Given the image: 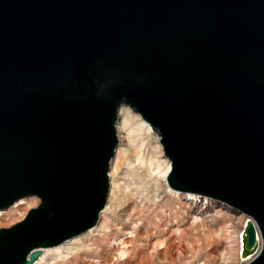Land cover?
I'll list each match as a JSON object with an SVG mask.
<instances>
[{"label": "water", "instance_id": "95a60500", "mask_svg": "<svg viewBox=\"0 0 264 264\" xmlns=\"http://www.w3.org/2000/svg\"><path fill=\"white\" fill-rule=\"evenodd\" d=\"M128 107L159 136L169 187L246 217L264 264V0H0V264L95 226Z\"/></svg>", "mask_w": 264, "mask_h": 264}, {"label": "rangeland", "instance_id": "374dc122", "mask_svg": "<svg viewBox=\"0 0 264 264\" xmlns=\"http://www.w3.org/2000/svg\"><path fill=\"white\" fill-rule=\"evenodd\" d=\"M121 110L124 111V108ZM125 110L131 118L126 141L130 150L120 161L114 185L108 188L105 204L110 200L114 211L107 215V223L102 224L99 214L90 231L58 247L41 250L33 264H46L48 259L51 264H241L239 253L236 255V239L241 240L246 217L225 206H214L207 198H199L201 202L206 201L210 212L198 228H191L189 223L183 224L182 193L169 189L161 200L154 195L155 188L159 187L157 179L166 162L169 163L159 144L160 138L147 134L140 117ZM119 115L120 122L122 115ZM117 148H123V145L118 144ZM143 203L147 209L134 224L133 234L125 231L123 227L127 219L137 217L136 205ZM35 206H29L27 210ZM15 222L8 225L3 222L0 228H7ZM218 233L222 239H217ZM122 242L124 247L134 250L137 255H119ZM67 246L70 248L68 255L63 251ZM154 250L157 251L156 256L152 255Z\"/></svg>", "mask_w": 264, "mask_h": 264}, {"label": "bare ground", "instance_id": "6f19581e", "mask_svg": "<svg viewBox=\"0 0 264 264\" xmlns=\"http://www.w3.org/2000/svg\"><path fill=\"white\" fill-rule=\"evenodd\" d=\"M123 108H124V111L121 110ZM119 109H120L119 110L120 111L119 114L121 113L122 118L120 119V122H119L118 126H114L115 140H116V149L117 150H116V154H115V158H114V162H113V166H112V170H111V174H110V178H109L108 188H109V185H114L113 182H114V179L116 178L117 171L119 170L120 161L123 159L124 156L128 155L127 153L130 150V149L128 150L129 145H127L126 141L128 140L127 138H128V134H129L127 125L129 124L128 121H129V119L131 120V118H130L128 112L125 110V109H127V110H130V109L128 107H126V106H121ZM137 116L140 117L139 115H137ZM141 121L143 122V124H145L144 128H145L146 133L150 134V135L157 136L158 139H159V136L152 130L151 126L149 124H147L145 121H143L142 119H141ZM155 142H157V140H155ZM118 144L119 145H123V148H117ZM158 154L159 155L157 157L160 158L161 154L160 153H158ZM164 162H165V160H164ZM169 163L166 162V164L164 165L162 173L159 175V177L157 179L159 187L155 188V190H154V195L157 196V198H158L157 200H161L162 198H164L166 196V194L169 193V189L171 191H173L169 187V185H168V183L166 181V177L168 175L169 169L171 171V162L169 161ZM115 187H116V185L113 186V188H112L113 189L112 190L113 196L115 195V192H116V188ZM107 193H108V189H107ZM180 193H182V197H183V199L181 198V200H180L181 201V209H182V212H183L184 218H185V219H183V221H184L183 224L189 223L191 228H196V227L198 228V226H200V224H202L201 221L210 212V207L208 205H206V201L203 200V202H201V200H200V199H204V198H207V197H200V196H198L196 194H193V193H184V192H180ZM106 197H107V195H106ZM113 199H114V197H113ZM207 199H209L214 206H220V207L225 206L226 208H228L232 212H235L237 214H241L238 211L232 209L231 207H229V206H227V205H225V204H223L221 202H218L216 200H212L210 198H207ZM105 200H106V198H105ZM105 202H104V205L102 207L101 212H98V214H97V218H98V215L100 214V219L102 220V224L103 225L107 223V215L114 211L113 203H111L110 200H109L108 204L106 205ZM38 203H39V201L37 199H34V200H31V201H28V202H24V203H21V204H17V205L11 206V207L7 208L6 210L1 211L2 214L0 215V224H2L4 222L5 224L8 225L9 223H12V222H15V221H17V222H15L14 224L19 223L20 221H22V219H24L26 217L27 213L31 209H33V208H35L37 206ZM33 205H36V206L31 208V209H29V210H27V208L29 206H33ZM146 209H147V206L144 203L140 204L138 206L136 205V210H137L136 211L137 212L136 216L137 217H135L132 220H131V218H128L126 223L124 224V227H123L124 230L125 231L129 230L130 233L133 234V232H134V229H133L134 224L143 217ZM96 221H97V219H96ZM95 224H96V222H95ZM4 226H6V225H4ZM92 228H90V229H92ZM90 229H88L86 232L90 231ZM95 232L98 233L97 229L95 230ZM85 233H83V234H85ZM216 237H217V239H222V235L220 233H218L216 235ZM69 240H66V241L62 242V243H60L59 245H57L55 247H58V246H60V245H62L64 243L68 242ZM122 244H123V242L120 244L121 245V250H120L119 255H121L122 257H124L125 255L126 256H136L137 255V253L134 250H128V248L124 247ZM55 247H52V248H55ZM47 249H50V248H47ZM230 249H228L227 251H229ZM240 249H241V240H240V238L239 239L237 238L236 239V255H237V253L240 252ZM238 250H239V252H238ZM63 251H64V254L68 255L70 253V248L68 246L64 247ZM231 251H232V249H231ZM229 254L233 255L231 253H229ZM152 255L156 256L157 255V251L154 250L152 252ZM59 257H61V256H59ZM238 258H239L241 264H245L246 263L245 260H242L240 258L239 254H238ZM222 260H223V257H222ZM51 262L52 261L50 259H48L46 264H51Z\"/></svg>", "mask_w": 264, "mask_h": 264}]
</instances>
